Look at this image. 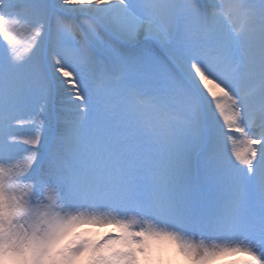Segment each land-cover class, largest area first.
I'll use <instances>...</instances> for the list:
<instances>
[{
  "label": "snow or ice",
  "instance_id": "obj_1",
  "mask_svg": "<svg viewBox=\"0 0 264 264\" xmlns=\"http://www.w3.org/2000/svg\"><path fill=\"white\" fill-rule=\"evenodd\" d=\"M229 254L264 264V0H0V264Z\"/></svg>",
  "mask_w": 264,
  "mask_h": 264
}]
</instances>
